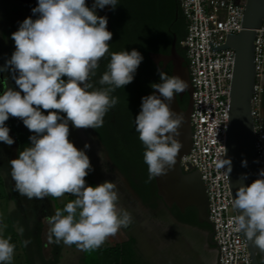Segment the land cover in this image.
<instances>
[{
  "label": "clouds",
  "instance_id": "1",
  "mask_svg": "<svg viewBox=\"0 0 264 264\" xmlns=\"http://www.w3.org/2000/svg\"><path fill=\"white\" fill-rule=\"evenodd\" d=\"M105 6L115 10L117 0H94L91 8L86 0H38L32 9L38 18L24 19L12 33L15 51L0 67V72L11 71L20 89L7 88L0 95V142L8 146L15 142L5 124L10 116L21 119L34 133L29 137L30 146L9 161L14 190L28 199L76 197L47 218L48 243L75 245L84 252L100 248L133 221L130 213L117 206L114 182L87 184L85 178L94 170L90 158L69 139L70 124L76 129L103 126L105 115L118 103L111 93L134 80L143 60L135 49L111 53L107 71L98 80L104 87H94L93 78L100 60L109 53L113 36L107 29V17L96 14L97 8ZM157 71L161 82L150 86L159 95L142 97L141 110L135 116V130L145 147L146 182L166 175L176 164L182 147L176 137L183 117L171 110L170 102L188 88L179 76ZM89 148L86 143L84 149ZM98 155L102 157L101 152ZM242 166H247L246 160ZM216 167L229 178L232 161L223 158ZM259 176L236 190L232 207L239 214L233 223L264 252V169ZM19 231L23 234L22 228ZM23 243L27 246L29 241ZM14 251L10 237L0 235V264H12Z\"/></svg>",
  "mask_w": 264,
  "mask_h": 264
},
{
  "label": "built area",
  "instance_id": "2",
  "mask_svg": "<svg viewBox=\"0 0 264 264\" xmlns=\"http://www.w3.org/2000/svg\"><path fill=\"white\" fill-rule=\"evenodd\" d=\"M185 20L180 42L192 88L189 116L191 147L181 158L183 172L196 170L208 201V219L216 244V264H252L243 236L233 223L237 216L227 177L216 163L224 158L229 114V92L234 51L212 50L225 43L227 34L241 30L243 0H177ZM211 46H210V44ZM264 75V21L255 40V86L251 114L255 151L260 170L264 169V122L261 112L260 82ZM225 159V158H224Z\"/></svg>",
  "mask_w": 264,
  "mask_h": 264
},
{
  "label": "rangeland",
  "instance_id": "3",
  "mask_svg": "<svg viewBox=\"0 0 264 264\" xmlns=\"http://www.w3.org/2000/svg\"><path fill=\"white\" fill-rule=\"evenodd\" d=\"M93 3L94 0H86V6L89 8ZM107 8L108 6L103 9L97 8L96 14L107 17L108 20ZM21 10L17 5V0H0V24H3L0 29L2 30L4 24L7 27V23L10 24L16 20L15 14L22 13ZM3 31L7 35L0 37V67L6 65V61L15 51V43L11 39L12 34L7 33L8 31L13 33L12 28L8 30L5 28ZM9 41L12 51L8 52ZM7 88L20 91L12 79L10 70L0 72V95ZM5 124L10 129L9 135L15 142L11 146L0 142V235L10 228L12 230L10 233L13 235L26 236L29 231V234L33 236H39L44 230L39 222L54 215L57 209L63 210V207L76 197L65 194L61 198L48 196L43 200L28 199L14 190L9 161L18 158L19 151L30 146L29 137L34 133L30 132L19 118L10 116ZM69 127V139L78 149L85 150L94 169L85 178L87 184L96 186L104 181L114 182L119 197L118 208L127 211L133 218L128 227H122L115 236L108 238L97 249L98 264H194L191 253L197 248L194 245L191 228L177 225L166 214H163V218H159L144 210L125 182L112 171L101 145L90 129H76L71 124ZM86 143L90 145L89 149H84ZM100 152L102 153L101 158L98 155ZM104 168L107 172L103 170ZM26 224L28 227L24 226ZM20 228L23 229V234L20 233ZM11 238L14 237L10 236ZM10 241L12 242V239ZM13 244L16 245L14 239ZM54 250L55 264H84L85 252L78 250L75 245L66 246L63 242L55 243ZM203 250L208 252L205 254V261L207 259L212 261L214 251L206 246L205 241ZM31 261L36 262L37 260Z\"/></svg>",
  "mask_w": 264,
  "mask_h": 264
},
{
  "label": "water",
  "instance_id": "4",
  "mask_svg": "<svg viewBox=\"0 0 264 264\" xmlns=\"http://www.w3.org/2000/svg\"><path fill=\"white\" fill-rule=\"evenodd\" d=\"M264 21V0H244V10L241 30L236 35L227 34L223 45L212 50L231 49L234 51V65L229 93V114L225 134V159H231L232 171L229 174L228 184L232 200L238 187L243 184L250 185L259 176V161L255 151V139L253 118L251 114V100L255 86V40L257 30ZM153 65L163 70L166 65H171V76H179L188 84L185 92L176 94L170 102L171 110L183 117L179 128L180 135L176 137L182 144L178 153L175 166L168 170L166 175L154 179L156 195L167 208L173 205L184 212L187 208H193L196 212V222L206 225L210 230L206 234V243L209 247H216L213 241L212 225L208 219V201L204 185L196 170L183 172L180 160L186 156L191 147V126L189 116L192 109V88L188 76L185 60L176 50V36L173 35L169 53L147 54ZM160 65L162 67H160ZM159 95L153 90L152 94ZM186 95L185 109H181L179 101ZM247 161V166H242V161ZM226 170V169H225ZM247 174V178H243ZM235 210V209H234ZM236 215L239 210H235ZM246 241L252 264H264V252L249 241L246 235L239 232Z\"/></svg>",
  "mask_w": 264,
  "mask_h": 264
},
{
  "label": "trees",
  "instance_id": "5",
  "mask_svg": "<svg viewBox=\"0 0 264 264\" xmlns=\"http://www.w3.org/2000/svg\"><path fill=\"white\" fill-rule=\"evenodd\" d=\"M113 14L115 17V10ZM180 15L179 31L174 29L170 34H166L162 29L160 30L155 26L149 30L140 28L132 31L121 30L119 16H116L111 30L113 36L109 42V53L100 60L96 76L93 78L95 88L104 87L98 84V80L107 71V64L113 52L125 50L130 52L135 49L143 56L134 80L124 88H118L111 93L112 96L118 98V103L105 115L103 126L97 129H89L102 146L103 152L115 166L120 168L130 187L144 202L147 201L148 197H155L156 191L153 180L146 182L148 166L143 159L145 147L139 139V133L135 130V116L141 110L142 97L152 95L154 89L150 85L161 82L157 68L149 60L147 54L149 52L168 54L173 35H175L177 53L184 58V50L181 48L180 42L185 35L186 24L182 13ZM171 20H173V14ZM160 40L164 44H159ZM164 72L171 77L170 64ZM180 107L185 109V105L180 104ZM44 113L45 115L48 114L47 111ZM19 138L22 139L20 136ZM192 225H198L196 216ZM202 227L206 228V225H202ZM97 254V249L86 252L84 264H98Z\"/></svg>",
  "mask_w": 264,
  "mask_h": 264
},
{
  "label": "flooded vegetation",
  "instance_id": "6",
  "mask_svg": "<svg viewBox=\"0 0 264 264\" xmlns=\"http://www.w3.org/2000/svg\"><path fill=\"white\" fill-rule=\"evenodd\" d=\"M107 10V29L110 32L112 30L116 16H119V26L121 30L124 29L132 31L139 28L149 30L155 26L160 30L162 29L166 34L172 33L174 29L179 31L178 27L181 22V12L177 0H118L117 6L115 7V17L113 14L114 10H112L111 6H108ZM172 14L173 20H171ZM159 44L164 43L162 40H160ZM160 67L162 66L160 65ZM167 68L168 65H166V67H164L161 71L164 72ZM186 102L187 96L184 95L179 101V104L186 106ZM105 156L107 157L106 154ZM106 159L112 171L115 172L125 182L129 190L136 198L137 202L144 210L152 213L153 215H157L159 218H163V214H166L170 219L180 226H195L192 225L196 216V212L193 208H187L184 212H180L174 205L171 208H167L157 195L155 197H148L147 201L144 202L143 199L135 192V190L130 187L120 168L115 166L110 158L107 157ZM209 230L210 228L206 226L205 233L207 234ZM209 248L214 251V255L216 256L214 247Z\"/></svg>",
  "mask_w": 264,
  "mask_h": 264
},
{
  "label": "crops",
  "instance_id": "7",
  "mask_svg": "<svg viewBox=\"0 0 264 264\" xmlns=\"http://www.w3.org/2000/svg\"><path fill=\"white\" fill-rule=\"evenodd\" d=\"M37 4H38V0H17V5L20 9H22L21 10L22 13L20 12L18 14L16 13L15 14L16 20H14L10 24L7 23L6 25L7 27H5V24H4L3 28L4 29L6 28L7 30L12 28L13 32H15L18 30L20 23L23 22L24 19L28 17H32V19L38 18V14L34 15L32 13V9L36 7ZM2 25L3 24H0V28L2 27ZM3 28L2 30L0 29L1 30L0 37L7 35L6 33H4ZM9 32L10 34H12L11 31H8L7 32L8 35H9ZM8 46H10V47H7L8 52L10 50L12 51L10 41H9ZM260 86L262 89L261 112H262V117H263V122H264V75L260 82ZM53 207L55 209V205H53ZM39 223L44 228L43 234H40L39 236L38 235L33 236L32 234H29V231L27 232L26 236L25 235H13L10 233L12 231L10 228L8 231L5 230L4 234H2V236L5 238L10 237V236L14 237V238H11L12 242L10 241V243L13 244V239L16 242L12 264H55V250H54L55 243H48V236H49L48 229L50 228V225L47 223V219L40 221ZM24 226L28 227V224ZM189 228H191L192 237L195 242L194 245L197 248L196 251L191 253L192 259L194 260V264H216L215 255L212 261H208V259L205 261V254L208 253L203 250V242L205 241L206 243V233H205L206 228L202 227V225H199V224L195 225L194 227H189ZM24 241H29L27 246L24 245L23 243ZM34 244H36V246H33ZM206 246H207V243H206ZM207 247L209 248V246ZM33 259H36L37 261L32 262L31 260Z\"/></svg>",
  "mask_w": 264,
  "mask_h": 264
},
{
  "label": "bare ground",
  "instance_id": "8",
  "mask_svg": "<svg viewBox=\"0 0 264 264\" xmlns=\"http://www.w3.org/2000/svg\"><path fill=\"white\" fill-rule=\"evenodd\" d=\"M232 80V79H231ZM230 93V92H229ZM229 103H230V99H229Z\"/></svg>",
  "mask_w": 264,
  "mask_h": 264
}]
</instances>
